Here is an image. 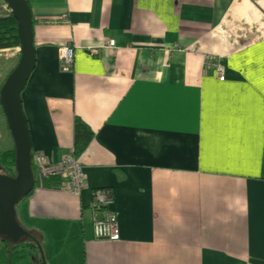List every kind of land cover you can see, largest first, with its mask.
Masks as SVG:
<instances>
[{"label": "crops", "instance_id": "obj_1", "mask_svg": "<svg viewBox=\"0 0 264 264\" xmlns=\"http://www.w3.org/2000/svg\"><path fill=\"white\" fill-rule=\"evenodd\" d=\"M27 2L34 177L36 155L73 150L76 118L92 132L80 195L38 186L16 211L46 264H264V0ZM0 53L6 78L19 48ZM97 189L112 193L117 241L94 238Z\"/></svg>", "mask_w": 264, "mask_h": 264}, {"label": "water", "instance_id": "obj_2", "mask_svg": "<svg viewBox=\"0 0 264 264\" xmlns=\"http://www.w3.org/2000/svg\"><path fill=\"white\" fill-rule=\"evenodd\" d=\"M9 13L16 21L19 60L0 87V109L10 133L15 155V174H0V237L18 243L29 233L16 220V206L35 188L32 169L31 142L21 93L35 68L33 25L27 0H5ZM42 264L44 253L38 245Z\"/></svg>", "mask_w": 264, "mask_h": 264}, {"label": "built area", "instance_id": "obj_3", "mask_svg": "<svg viewBox=\"0 0 264 264\" xmlns=\"http://www.w3.org/2000/svg\"><path fill=\"white\" fill-rule=\"evenodd\" d=\"M107 48H113L115 42L106 40ZM58 60L62 72H69L74 60V48L70 45L61 46L58 50ZM217 72L220 79H223V68L218 65ZM35 164V179L47 180L50 178H61V187L66 188L72 194L79 196L85 187V176L83 169L78 162L73 150L63 154L54 163L49 162L43 155H36L33 158ZM110 191L98 189L91 192L90 210L92 213V229L96 240L117 241L119 238L117 225L114 216L108 213L112 205Z\"/></svg>", "mask_w": 264, "mask_h": 264}, {"label": "trees", "instance_id": "obj_4", "mask_svg": "<svg viewBox=\"0 0 264 264\" xmlns=\"http://www.w3.org/2000/svg\"><path fill=\"white\" fill-rule=\"evenodd\" d=\"M19 48V41L16 33V21L10 13L0 16V50ZM92 139V132L79 119L74 122V146L73 152L77 156L85 150ZM0 163L5 174L13 176L15 174V155L14 149L5 151L0 156ZM33 169V167H32ZM3 174V171H0ZM59 178L47 180L35 179V187L46 188L59 187ZM29 233V232H28ZM30 237H24L18 243L2 238L0 240V264H42L38 245L43 251L41 240L31 233Z\"/></svg>", "mask_w": 264, "mask_h": 264}, {"label": "rangeland", "instance_id": "obj_5", "mask_svg": "<svg viewBox=\"0 0 264 264\" xmlns=\"http://www.w3.org/2000/svg\"><path fill=\"white\" fill-rule=\"evenodd\" d=\"M10 63H11V60H8L7 54L6 53H0V84L3 83V81L5 80L4 77L6 75V69ZM0 120L1 121L3 120V117L1 114V109H0ZM12 148H13V142H12L11 136L8 138H0V156L2 153H4L5 151H8V150H11ZM1 166H2V163H0V171H3V174H5V171ZM59 180H60V186H61L63 180L61 178H59ZM41 187L42 186H39V188H41ZM111 195H112V193H111ZM22 206H23V203L20 201L18 203V205L16 206L17 214L20 213V211H21L20 209L22 208ZM17 222L20 225H24L19 216H17ZM32 234L35 235V232H32ZM0 240H2L1 237H0Z\"/></svg>", "mask_w": 264, "mask_h": 264}]
</instances>
